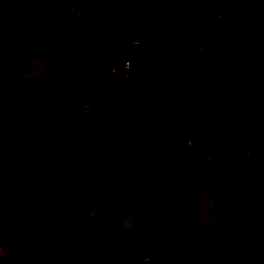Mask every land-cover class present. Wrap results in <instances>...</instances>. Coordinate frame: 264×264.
Instances as JSON below:
<instances>
[{
    "label": "rangeland",
    "instance_id": "rangeland-1",
    "mask_svg": "<svg viewBox=\"0 0 264 264\" xmlns=\"http://www.w3.org/2000/svg\"><path fill=\"white\" fill-rule=\"evenodd\" d=\"M4 179L48 264H264V0H0Z\"/></svg>",
    "mask_w": 264,
    "mask_h": 264
},
{
    "label": "trees",
    "instance_id": "trees-1",
    "mask_svg": "<svg viewBox=\"0 0 264 264\" xmlns=\"http://www.w3.org/2000/svg\"><path fill=\"white\" fill-rule=\"evenodd\" d=\"M36 57L40 55L36 54ZM11 185L4 179L0 203V243L9 256L15 257V264H48V257L39 240L51 239L57 230L45 225V222L50 224L51 219L46 212H39L42 208H34L32 211L35 212H32L30 204L26 202L14 211Z\"/></svg>",
    "mask_w": 264,
    "mask_h": 264
},
{
    "label": "crops",
    "instance_id": "crops-1",
    "mask_svg": "<svg viewBox=\"0 0 264 264\" xmlns=\"http://www.w3.org/2000/svg\"><path fill=\"white\" fill-rule=\"evenodd\" d=\"M10 32V31H9ZM11 35L28 36L23 30L13 31ZM49 72V60L45 57L28 58L21 66V74L25 78L38 79L47 76ZM6 252L4 246L0 243V261L5 257Z\"/></svg>",
    "mask_w": 264,
    "mask_h": 264
}]
</instances>
